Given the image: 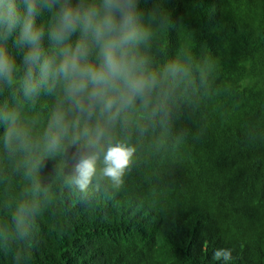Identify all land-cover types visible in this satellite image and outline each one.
Masks as SVG:
<instances>
[{
  "label": "trees",
  "instance_id": "16d2710c",
  "mask_svg": "<svg viewBox=\"0 0 264 264\" xmlns=\"http://www.w3.org/2000/svg\"><path fill=\"white\" fill-rule=\"evenodd\" d=\"M139 12L153 86L111 124L80 116L81 129L105 127L102 147L134 148L119 186L102 151L88 189L75 185L83 140L70 129L47 146L70 107L62 86L25 96L26 49L7 42L18 71L0 81V264H264V0H139ZM37 23L52 55L51 14ZM7 112L27 147L5 146Z\"/></svg>",
  "mask_w": 264,
  "mask_h": 264
},
{
  "label": "clouds",
  "instance_id": "9594fccd",
  "mask_svg": "<svg viewBox=\"0 0 264 264\" xmlns=\"http://www.w3.org/2000/svg\"><path fill=\"white\" fill-rule=\"evenodd\" d=\"M42 10L51 14L47 36L52 55L46 54L45 30L37 23ZM139 18V0H0V81L12 85L18 71L16 60L7 49V42L15 35L14 44L26 49L22 57L24 95L30 97L45 86L49 92L57 84L62 86L63 101L70 107L55 112L47 146L49 150L56 149L70 129L75 130L71 144L83 140L85 153L77 160L72 178L82 191L96 176L101 151L102 174L115 186L122 183L132 161L134 148L110 140L102 147L105 127L99 122L94 127L85 123L81 129L80 116L90 121L98 113L106 117V124H111L153 86L147 61L138 53L150 34ZM73 111L79 115L69 120ZM16 119L15 112L3 116L8 125L4 131L5 146L11 148L19 142L21 147H27L26 134L16 127ZM24 211L22 206L19 212ZM221 258L229 261L231 251L216 250L214 259Z\"/></svg>",
  "mask_w": 264,
  "mask_h": 264
}]
</instances>
